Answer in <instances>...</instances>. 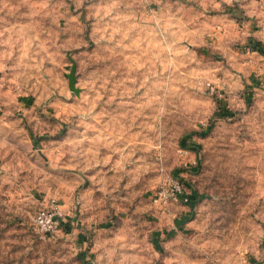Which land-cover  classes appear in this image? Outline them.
<instances>
[{"label": "rangeland", "instance_id": "1", "mask_svg": "<svg viewBox=\"0 0 264 264\" xmlns=\"http://www.w3.org/2000/svg\"><path fill=\"white\" fill-rule=\"evenodd\" d=\"M213 4L0 0V264H264V0Z\"/></svg>", "mask_w": 264, "mask_h": 264}, {"label": "built area", "instance_id": "2", "mask_svg": "<svg viewBox=\"0 0 264 264\" xmlns=\"http://www.w3.org/2000/svg\"><path fill=\"white\" fill-rule=\"evenodd\" d=\"M196 148L183 147L181 151L183 168L194 170L198 165L197 158L189 160L190 155L196 152ZM186 189L183 182L176 177L166 179L151 197L154 206L165 208L171 203H186ZM30 228L39 239H48L53 234L69 229V223L63 214L61 204L54 198L49 199L33 215Z\"/></svg>", "mask_w": 264, "mask_h": 264}, {"label": "trees", "instance_id": "3", "mask_svg": "<svg viewBox=\"0 0 264 264\" xmlns=\"http://www.w3.org/2000/svg\"><path fill=\"white\" fill-rule=\"evenodd\" d=\"M222 6L224 8H228V11L231 10V8L228 5H222ZM247 48L251 49L254 52H257L258 54H260L264 57V47H263L262 43L260 41L255 40L254 37H250L249 43L247 44ZM208 130H211V126L208 127ZM200 136H204V135H200ZM194 147L198 149V146L195 145ZM197 167H199V165L196 166V168L194 169L195 171L198 170ZM180 181L182 182L181 179H180ZM66 230H68V229H66Z\"/></svg>", "mask_w": 264, "mask_h": 264}, {"label": "water", "instance_id": "4", "mask_svg": "<svg viewBox=\"0 0 264 264\" xmlns=\"http://www.w3.org/2000/svg\"><path fill=\"white\" fill-rule=\"evenodd\" d=\"M67 58L71 62V67H70L69 73L67 75L68 89L71 92H73L75 95H78L80 89L76 87V75H75L76 65H75L73 59L69 55H67Z\"/></svg>", "mask_w": 264, "mask_h": 264}, {"label": "crops", "instance_id": "5", "mask_svg": "<svg viewBox=\"0 0 264 264\" xmlns=\"http://www.w3.org/2000/svg\"><path fill=\"white\" fill-rule=\"evenodd\" d=\"M215 5L213 4V8L218 9V7H221L222 5H229L234 0H214ZM197 158V153L193 151V153L190 155L189 160H194Z\"/></svg>", "mask_w": 264, "mask_h": 264}]
</instances>
